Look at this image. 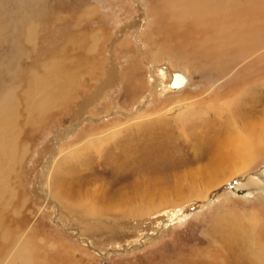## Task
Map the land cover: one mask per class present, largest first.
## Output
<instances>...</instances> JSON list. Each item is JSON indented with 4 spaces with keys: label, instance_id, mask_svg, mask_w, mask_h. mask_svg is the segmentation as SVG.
Masks as SVG:
<instances>
[{
    "label": "rangeland",
    "instance_id": "obj_1",
    "mask_svg": "<svg viewBox=\"0 0 264 264\" xmlns=\"http://www.w3.org/2000/svg\"><path fill=\"white\" fill-rule=\"evenodd\" d=\"M134 1L0 0V105L9 92L19 93L23 85L27 88L33 74H43L52 57L69 67L83 61L94 67L87 72H95L80 78L83 94H93L94 99L87 103L80 98L73 107L53 112L45 124L31 129L15 154L18 171L13 172L12 199L0 230V264L13 260L12 245L23 233L31 264H264V154L249 170L220 187H206L212 177L205 173L206 181L202 178L195 185L197 190L206 188L195 192L198 197L185 180L191 175V182L197 181L192 171L195 174V167L208 165V158L219 155L218 143L226 141L234 124H244L248 131L264 127V57L261 63L255 61L259 70L249 67L257 57L253 55L224 74L188 72L193 85L180 100L194 109L183 125L161 115L176 95L167 90L156 93L151 106L133 115L136 100L131 101L127 89L96 91L104 87L113 63H134L148 72L155 65L153 52L164 45V51H169L160 55L158 65L181 68L174 59V44L158 35V11L148 9L145 21ZM96 37L98 49L88 53ZM124 48L128 53H122ZM95 66H100L98 73ZM149 76L144 82L150 90ZM152 113L156 115L148 116ZM206 147L211 152L205 153ZM225 152L215 179L228 173H223L230 166ZM174 172L183 173L181 194L165 189L176 182ZM46 180L63 196L69 192L67 200L90 208L97 206L93 203L96 193H103L108 205L113 201L114 210L102 218L111 219L109 224L113 219L114 226L118 221V232L114 226L105 228V219L87 227L75 218L80 214L65 210L62 202L46 194ZM129 193L152 207L149 215L133 220L122 216L130 206ZM91 194L92 202L81 199ZM145 195L148 198H140ZM78 230L89 243L76 236ZM91 243L92 247L87 245Z\"/></svg>",
    "mask_w": 264,
    "mask_h": 264
},
{
    "label": "bare ground",
    "instance_id": "obj_2",
    "mask_svg": "<svg viewBox=\"0 0 264 264\" xmlns=\"http://www.w3.org/2000/svg\"><path fill=\"white\" fill-rule=\"evenodd\" d=\"M134 2H137L145 21L148 20L150 15V11H148V9L150 10V8H154L156 11H158V35L160 37L163 35L165 39L171 41L174 44V59L176 64H178L181 68L174 69L169 65V63L158 65V63H160L158 62V60L160 59V55L162 53L165 54L169 51L167 48L166 49L168 51H164V45L162 46L164 52H162V49L159 47L160 45L157 46L159 47L158 50L157 48H154L157 51L154 50L155 52H153L154 54L152 56L153 60L151 61H153L152 64L155 63V65L153 66L151 64L152 67L150 66L151 68L150 70H148V72L144 69L140 71V68L137 67L134 63H113L107 70L108 74H105V79L107 81L104 87L99 88L96 91H98V93L101 91L102 93L108 88L117 86L127 89L129 91L127 94L131 95V101L134 102L136 100L135 103H133L134 106L132 105L135 109L132 113L133 115L138 111H145L147 107L151 106V104L154 102L153 100L156 97V93L167 90L168 92L172 93L171 95H176L173 96V102L169 105L170 107H164V111L161 115H165L166 117H173L175 118V120L178 119V124L183 125V120H186L187 115L191 114L194 109L192 104L186 103V100H180L183 97L189 95L188 88L193 85V79L190 76V73L203 71V73L205 72L206 74H213V72H215L216 74H224L232 65L245 62L253 55H257V57L253 62L254 64L249 65V67L253 70H259L257 69V65L255 66V61L261 63V59H263L264 57V52L260 53L264 49V0H143L141 2L140 0H135ZM89 44L90 46L87 52L89 53L96 51L99 46L98 37L91 39V43ZM160 44H164V42L161 41ZM82 46H84V44ZM82 46H79L80 49ZM83 51L84 53H82L85 54V50ZM173 51H170V53H173ZM124 52L128 53L126 48H124V50L122 49V53ZM82 53L80 55H82ZM89 55L87 54V56ZM91 55H93V53ZM89 58L90 57H88V59ZM61 62L62 60H58L57 58H50L49 62L44 66L43 74H40L38 72L36 74H33L29 79V82L27 81L28 84L26 82V86H28L27 88L23 85L21 87V92H9L6 95L7 99L0 105V230L2 229V225L6 223L4 211L6 207L9 208L11 203V187L14 179L13 172H15L17 168L16 161L18 158L15 156V154L19 151L23 139L26 138V135L32 131L31 129L38 128L39 126L45 124L53 112L57 111L58 113L59 109H69L71 106L73 107L77 99L80 98L82 102L86 101L87 103H90L92 99H94V96H92L93 94H83V90L81 88L82 83L80 81V78H82V76H85L87 73L92 75L95 74V72H87V70L94 71V67H90L89 65L86 66L83 61L72 67H69L65 62ZM182 67L185 70L182 69ZM95 68L96 73H98L100 66H95ZM149 73L150 76L147 79H149L150 82V90L147 88L146 83L144 82V78ZM117 89H119V87ZM168 92L166 94H168ZM181 93L183 94L181 95ZM137 100L139 102H137ZM118 113L127 115V113L125 112L118 111ZM156 113H152L151 115L148 114V116L152 117L153 115H156ZM159 114L160 113H158L157 116ZM233 126L234 127L231 130L229 129L230 132L226 141L220 140V143H218L219 148L217 150L219 152V155L213 158L211 157L212 160L208 158L210 161L208 165H203L204 167L200 165L197 168L195 167V174L193 171L191 173L192 169L190 170V173L197 178V181L194 180L195 182H191L194 177L189 174L190 176L188 177V179H185L191 186H189L190 192L193 190L194 193H202L203 191H205L206 188L204 190H197L195 186L200 180H202V178L205 177V175H209L210 177H212V179L209 181V184H206V187L209 188L217 187L230 178L237 179L235 178L236 176H239L243 172L249 170L258 160L259 155L264 154L263 126L260 130L250 127L251 131L245 130L244 124L239 126L234 124ZM246 128L249 129V127L247 126ZM111 136L115 137L113 133ZM100 137L104 136L100 135ZM99 140L101 142L102 139H98L96 141ZM96 141H94V143ZM216 148L217 146L215 147V151ZM220 148L222 149V152H220ZM203 150L205 151V153L211 152V149L208 150L207 147ZM223 150L226 151L225 157L228 158L227 160L229 161L230 166L226 172H223L228 173L223 175L220 180V178L217 177L215 179L214 175H216L218 171L221 170L220 166H222V162L220 160L223 157ZM209 154L211 155L212 153ZM187 169L189 168L187 167ZM174 173H176V182L173 184V187L166 186L165 189L170 191L172 194H181L183 193V190L179 180L180 177L183 176V173ZM204 179L206 181V178ZM45 192L50 198L55 197L54 199H56L55 201L57 203L62 202L63 204H60H62L66 208L65 210L69 209V211L71 210L75 214H80L75 218L82 220V222L86 224L87 227H96L100 223H103L101 221L103 219L108 221V225L105 228H112L114 226L111 224L113 222V219L109 224L111 219L102 218V216H104L105 214L107 216L109 209H112V211L114 210V207H111V205H113V201L111 205H108L107 203L109 202L107 201V198L103 193H96L97 195L95 196L93 203H95L97 206L90 208L86 204H84V202L74 203V201L72 202L70 200H67L66 197L69 195V192H67L68 195H66V197L63 196L65 194H62V191L57 192L55 185L52 186L50 180H46L45 182ZM195 195L198 197L196 193ZM110 197L113 198L111 195ZM69 198H71V196ZM140 198L146 199L148 198V195ZM81 199H84L85 201L87 200V202H89L90 200V202H92L93 197L91 194L88 196H83L81 197ZM180 199H182V197ZM127 200L130 206L122 215L125 219L133 220L135 218L149 215L152 207L138 202V197L135 194H130ZM100 205L104 206L101 207ZM95 215L97 216L94 217ZM98 221L101 222L99 223ZM117 223L115 222L114 226L116 232H118L119 230L117 226H120V224ZM23 235L18 237H16L15 235L16 239L14 241V244L12 245L14 247L13 260L11 262L5 260V264H31L32 254L31 250H29L30 246L26 242L27 240L25 241V235ZM76 236L79 239L82 238V242L85 241L86 243H89L87 239H85L82 231L78 230L76 232ZM112 237L114 236L109 237L110 240L113 239ZM125 237L127 238L126 234ZM28 241L30 240L28 239ZM109 241H107V243ZM103 243L105 242L103 241ZM87 245H90L91 247L93 246L92 243ZM111 251H115V248L114 250L112 248ZM8 258L9 256L6 257V259Z\"/></svg>",
    "mask_w": 264,
    "mask_h": 264
}]
</instances>
